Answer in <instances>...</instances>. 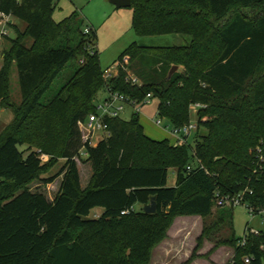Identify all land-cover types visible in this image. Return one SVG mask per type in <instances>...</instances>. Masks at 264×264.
Segmentation results:
<instances>
[{"label":"trees","instance_id":"obj_1","mask_svg":"<svg viewBox=\"0 0 264 264\" xmlns=\"http://www.w3.org/2000/svg\"><path fill=\"white\" fill-rule=\"evenodd\" d=\"M55 1L0 0L1 19L27 25L18 39L7 35L12 45L0 67V103L8 96L11 63L23 102L0 135V264H150L177 218L212 216L215 191L234 195L250 185V201L264 205V176L253 173L254 150L264 145V9L254 17L238 12L228 18L234 7L264 6V0H132L137 36L182 35L189 42L172 47L133 43L108 80L96 31L85 34L76 12L57 23ZM75 60L66 81L53 91ZM130 72L139 84L131 83ZM103 88L143 106L152 94L158 117L178 129L191 123V106L201 104L194 147L150 138L137 112L128 122L105 118L109 136L96 146L85 141L82 126L97 113V93ZM82 152L92 169L86 189L77 162ZM43 155L64 160L52 200L26 188L45 170ZM171 169L174 187L168 186ZM152 197L157 212L145 214ZM97 208L103 213L90 218ZM233 210L220 209L216 227L203 225L184 264L208 258L220 246L235 249L227 264H247V258L249 264H264V232L246 231L241 246L233 232ZM225 227L231 235L199 255L213 231Z\"/></svg>","mask_w":264,"mask_h":264},{"label":"rangeland","instance_id":"obj_2","mask_svg":"<svg viewBox=\"0 0 264 264\" xmlns=\"http://www.w3.org/2000/svg\"><path fill=\"white\" fill-rule=\"evenodd\" d=\"M55 4L56 8L53 13V19L57 23L62 22L76 12L83 21L84 30L89 27L93 31H96V47L100 57L101 68L103 72L110 71L113 76H116L118 72L117 60L119 56L133 43L145 47H172L183 46L189 42V38L182 35L137 36L132 28L133 9H119L111 4L109 0H56ZM263 9L264 6L258 5L251 6L250 8L236 6L230 11L228 18L233 17L238 12L254 17L262 13ZM10 20H12L13 23H9ZM26 27V23L17 18H0V28L6 30L8 37L11 39H18V34L23 32ZM27 44L31 45L32 41H27ZM11 45L12 43L8 40L7 36L0 39V67L4 63L3 54L10 50ZM77 62L78 60H75L68 64L60 78L56 81L53 91L58 90L61 84L66 81V78L69 75V68ZM129 75L133 76L131 72ZM107 96V91L104 88L100 89L96 98L97 106H100ZM157 105L158 100L153 98L144 106H139L140 123L144 127L145 134L154 137V139L157 138L155 140H162L168 136L172 138L171 125L166 120L163 121V126L160 127L154 122L158 118ZM22 107L23 102L18 84L17 69L15 65L11 63L8 96L4 102L0 103V135L7 127L13 124L16 115L15 113ZM135 112H137L136 108L125 104L124 110L120 113V118L128 122L131 120ZM195 117V114L191 116V121L194 123H196ZM82 132L84 140H90L92 145H95L105 136L104 132L89 129L86 125L82 126ZM199 132L204 133L205 130L201 128ZM197 135V132H194L188 138L187 146L190 150L191 147H194L195 145ZM81 159L82 161H77L78 169L80 171L82 188L86 189L90 186L92 169L90 165L83 162V159H85L84 152L81 154ZM42 160L46 166L45 170L41 173L38 179L34 180L26 188L33 192H42L52 200L57 194L61 184L63 176L60 175V173L64 166V160L59 156L49 157L47 155H43ZM58 175L60 176L55 182L50 184L44 182V179L54 176L56 177ZM176 178V171L171 169L168 175L169 187H174L176 185ZM135 209L139 210L140 206H135ZM100 212L103 213V209L99 208L92 211L90 218H96L97 214ZM219 212L220 209L214 206L213 214L208 218L202 219L198 216L186 218L188 219V223L191 224H188V227L185 230H190L191 232L185 234L178 229L183 220H178V222H176L174 227L178 230H174L172 235L175 239V256L179 261L184 262L188 255H192L196 247L197 239L202 234L204 224H206L207 227H216V225H218ZM232 216L233 232L237 240L243 239L247 230L264 232L262 218L259 216H252L245 207L239 206L234 208ZM231 232L230 227H225L221 231L216 228L213 231L212 238L204 241V245L199 251V255H206L214 247L217 240L228 238L231 235ZM234 254V248L220 246L210 257H202L198 259H201V264H227L231 261Z\"/></svg>","mask_w":264,"mask_h":264},{"label":"built area","instance_id":"obj_3","mask_svg":"<svg viewBox=\"0 0 264 264\" xmlns=\"http://www.w3.org/2000/svg\"><path fill=\"white\" fill-rule=\"evenodd\" d=\"M92 29L87 28L85 29V34L89 35L91 34ZM7 36V31L3 28H0V38ZM113 75L110 71L105 72L104 78L106 80L112 78ZM129 80L132 84H139V81L136 77L130 76ZM108 96L106 99L102 102L100 106L97 107V113H94L90 115L84 125H86L89 129L96 130V131H102L105 133V136H109L108 132V126L105 124V118L107 117H119L120 113L124 110V105L128 104L134 108L137 109V113L140 112L139 106H143L141 104H137L136 102L129 100L123 95H120L119 93H114L112 91H107ZM153 99V95L149 94L146 98V100L143 102L145 104L149 103L150 100ZM204 106L201 104H193L191 106V113L198 114V111L200 109H203ZM163 119L158 117L154 122L155 124L160 127L163 126ZM198 125L197 120L196 123L192 122L188 124L187 126H184L182 128H175L171 126V135H173L176 138V143L178 144H187L188 138L190 135L194 132H197ZM255 154V169H254V176L260 177L264 176V145H259L254 150ZM188 170H191L189 167ZM254 195V189L250 185H246L242 191H240L237 194H225L220 190L215 191L214 195V206L218 209H234L236 207L242 206L245 207L249 213L252 216H259L262 218V221L264 223V205L258 206L255 203H252L250 201V197ZM130 211L123 212L124 214H129ZM247 233L249 234H258L259 231L255 230H247ZM241 246H244L246 244V237L244 236L243 239H240ZM245 262L247 264L250 263V260L247 258L245 259Z\"/></svg>","mask_w":264,"mask_h":264},{"label":"crops","instance_id":"obj_4","mask_svg":"<svg viewBox=\"0 0 264 264\" xmlns=\"http://www.w3.org/2000/svg\"><path fill=\"white\" fill-rule=\"evenodd\" d=\"M9 23H13V21L10 20ZM195 116H196L195 120H197V115L195 114ZM191 120H192V118H191ZM171 136H172V138L170 136H168V137L163 138V139L164 140L168 139L173 144H175L176 138L173 135H171ZM149 137L154 139V137H152V136H149ZM155 139H157V138H155ZM162 140H158V141H162ZM97 144H98V142L93 146H96ZM97 209H99V208H97ZM101 214H102V212L98 213L97 217H99ZM186 218H191V217H179L175 220L173 226L171 227V229L168 232L167 238L154 249V251L152 253V259H151L150 264H184L185 262H187L190 259L191 254L185 258L184 262L179 261L176 258V256H175V252H176V250H175V248H176L175 247V239L172 235V232L174 230H178V229L181 230V232L184 234L191 232L190 230H185L188 227V224H191V223H188V219H186ZM178 220H183V222L181 223V226L178 229H175L174 226H175L176 222H178ZM198 263H200V264L202 263L201 259L195 260L192 264H198Z\"/></svg>","mask_w":264,"mask_h":264},{"label":"water","instance_id":"obj_5","mask_svg":"<svg viewBox=\"0 0 264 264\" xmlns=\"http://www.w3.org/2000/svg\"><path fill=\"white\" fill-rule=\"evenodd\" d=\"M111 4L115 5L117 8H131L132 0H109ZM177 70V67H174L170 76ZM143 212L145 214H155L157 212V202L156 197L151 198V202L143 207Z\"/></svg>","mask_w":264,"mask_h":264}]
</instances>
